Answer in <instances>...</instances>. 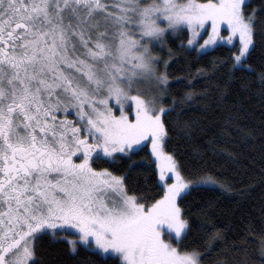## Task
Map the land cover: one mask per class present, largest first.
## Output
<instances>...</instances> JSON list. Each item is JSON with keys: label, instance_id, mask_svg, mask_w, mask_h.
<instances>
[{"label": "snow or ice", "instance_id": "snow-or-ice-1", "mask_svg": "<svg viewBox=\"0 0 264 264\" xmlns=\"http://www.w3.org/2000/svg\"><path fill=\"white\" fill-rule=\"evenodd\" d=\"M172 35L187 42L165 57ZM222 42L235 49L227 59L187 84L171 78L181 56L199 59ZM225 65L214 85L194 90ZM173 83L187 90L173 95ZM233 87L264 104V0H0V264H264V239L249 248L264 232V192L249 209L252 188H240L229 212L239 216L223 228L197 223L207 213L188 198L233 185L169 150L170 133L190 138L213 122L181 120L193 101L214 112ZM246 114L238 98L222 127ZM240 143L264 159V117ZM146 147L151 197L127 174L94 166L136 168Z\"/></svg>", "mask_w": 264, "mask_h": 264}, {"label": "trees", "instance_id": "trees-1", "mask_svg": "<svg viewBox=\"0 0 264 264\" xmlns=\"http://www.w3.org/2000/svg\"><path fill=\"white\" fill-rule=\"evenodd\" d=\"M256 2L257 0H253V3ZM181 40H186V36L172 35L166 38L164 44L165 57L169 48L173 52L180 51L178 46ZM156 50L159 51L160 49L157 48ZM233 51L235 49H232L231 46L221 44L215 51L199 59L195 58L194 54L183 55L172 64L169 73L173 80L180 79L184 84H187L189 80L195 77L197 68H204L207 73L211 60L214 58L227 59ZM227 67L228 65H225L224 69L210 80L198 79L193 85L194 90L200 92L206 84L214 85L217 79L221 78L222 73L227 71ZM241 75H245L249 80H255V75L252 73L236 72L237 77ZM223 79H227V76H224ZM255 87L256 85H254L253 91ZM186 90L184 86L173 83V95H183ZM238 98H243L247 114L242 116L238 127L233 126L230 131L225 130L222 127L223 120L221 117L233 110ZM204 103L205 101L202 100L193 101L191 107L184 112L181 120L207 116L213 122L210 123L209 119H204L201 125L193 129L190 138L176 135L175 132L170 133L172 139L169 142V150L178 146V158L186 165H204L205 170H210L221 183L233 185L231 191L227 187H220L219 184L206 186L188 198L189 202H194L198 208L207 213L206 216H200L197 223L203 221L209 225L214 224L216 228H223L229 224L230 220L239 216V213L231 216L229 212L235 209L237 202L241 200L237 194L240 188L248 186L252 188L251 199L245 205L249 209L264 192V159L261 158L258 147L253 149L252 145L242 146L240 143V138L248 130L257 128L261 122L262 117H264V104L261 103L259 96H249L248 93L241 92L236 87H233L226 98L220 101V107L216 108L214 112L202 113L200 108ZM173 118H175V113H173ZM149 158L150 150L146 147L132 157V160L138 164L136 168L129 169L127 160L115 164L97 161L94 166L110 168L117 175L127 174V184L130 188L135 187L138 192L151 197L157 189L153 183L155 177L150 175L155 164L149 165ZM195 210L193 209V211ZM262 239H264V232L257 229L250 238L249 248L256 249ZM85 257L96 259L90 253H81L79 259L84 261ZM97 264H102V262L97 260ZM108 264H111V261Z\"/></svg>", "mask_w": 264, "mask_h": 264}, {"label": "rangeland", "instance_id": "rangeland-1", "mask_svg": "<svg viewBox=\"0 0 264 264\" xmlns=\"http://www.w3.org/2000/svg\"><path fill=\"white\" fill-rule=\"evenodd\" d=\"M226 34H227L226 32H223V33H222V35H226ZM206 35H207V33H204V37H206ZM204 37H201V38H200V43H203V38H204ZM182 41L186 44V42H187V38H186V40H181V42H182ZM221 44H223V45H227V46H231V45L227 44L226 42H222ZM157 48H159V46H158ZM149 150H150V148H149Z\"/></svg>", "mask_w": 264, "mask_h": 264}]
</instances>
